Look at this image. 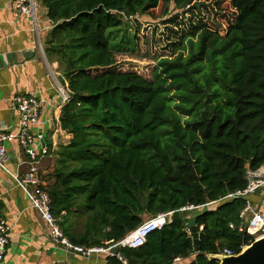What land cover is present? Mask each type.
<instances>
[{
    "label": "trees",
    "instance_id": "trees-1",
    "mask_svg": "<svg viewBox=\"0 0 264 264\" xmlns=\"http://www.w3.org/2000/svg\"><path fill=\"white\" fill-rule=\"evenodd\" d=\"M36 1L52 23L45 53L71 92L60 124L72 137L53 153L46 179L52 215L72 244L114 246L144 214L216 202L245 190L248 170L264 168V0H212L210 9L196 5L201 0ZM171 2L207 7L215 17L191 20L181 53L160 60L152 80L111 70L127 45L112 50L108 30ZM209 61L214 73L203 82ZM249 199L220 202L194 219L175 213L144 246L119 254L127 264L179 257L182 264H220L208 257L225 249L238 255L253 243L239 231ZM72 214L86 217L79 238L65 227ZM192 220L203 227L198 251Z\"/></svg>",
    "mask_w": 264,
    "mask_h": 264
},
{
    "label": "crops",
    "instance_id": "crops-1",
    "mask_svg": "<svg viewBox=\"0 0 264 264\" xmlns=\"http://www.w3.org/2000/svg\"><path fill=\"white\" fill-rule=\"evenodd\" d=\"M15 1L0 0V127L17 126L19 115L13 105L15 97L26 95L41 98L45 102L43 119H52L46 128L48 140L54 135L57 143L53 150L55 153L60 146L67 145L72 136L61 128L58 117L64 104L48 76L50 67L59 72V64L49 60L44 49L52 23L47 18L46 9L37 1L38 32L35 33L28 18L16 17ZM8 150L11 155L8 168L14 172L20 161L19 150L16 146H9ZM49 160L52 159L42 161V170H51L46 169ZM259 191L249 200L264 211V190ZM0 216L13 227L8 254L2 264H109L105 255L85 258L67 253L63 247L57 246L26 194L1 169ZM83 218L72 214L65 221L71 237L79 238L85 233ZM57 221L61 222L59 219Z\"/></svg>",
    "mask_w": 264,
    "mask_h": 264
},
{
    "label": "built area",
    "instance_id": "built-area-1",
    "mask_svg": "<svg viewBox=\"0 0 264 264\" xmlns=\"http://www.w3.org/2000/svg\"><path fill=\"white\" fill-rule=\"evenodd\" d=\"M14 9L16 17L28 18L33 25V31L37 33V1L16 0ZM48 76L52 80L62 103L65 105L71 99L68 83L62 82L61 74L56 68L50 67ZM44 104V100L36 96L24 95L13 99L14 109L19 115V121L15 127H0V169L7 173L14 180L17 187L26 194L31 207L38 212L40 218L47 226L50 238L57 246L63 247L67 253H73L85 258H92L98 255H105L107 258L116 257L122 264H127L119 253H112L113 248H119V250L122 248L137 249L144 246L148 237L153 232L161 230L167 225L173 214L186 215L189 212L211 207L220 202H227L237 198H248L264 188V168L257 171L248 170V185L243 191L228 194L216 202L203 206L186 205L177 211L152 216L141 223L119 243L111 247L76 246L64 235L58 221L52 215V199L47 191L48 183L46 179L50 171H44L41 168L42 161L52 158L53 150L57 147L54 135L48 140L49 132L46 127L52 122V119H43ZM58 119L60 121V117ZM9 146H16L19 150L20 161L17 163L14 172L8 168V164L11 161V155L8 150ZM240 217L245 221V225L239 228L240 232L251 236L253 242L264 237V216L252 208L250 201H247V206L241 212ZM202 230L203 227H200L199 231ZM12 232L13 227L0 216V264L4 262L8 254ZM188 232L190 233V230ZM245 247L247 246L243 248ZM221 255L228 257L235 256L234 252L230 249H225ZM183 261L184 259L179 257L174 260V264H181Z\"/></svg>",
    "mask_w": 264,
    "mask_h": 264
},
{
    "label": "rangeland",
    "instance_id": "rangeland-1",
    "mask_svg": "<svg viewBox=\"0 0 264 264\" xmlns=\"http://www.w3.org/2000/svg\"><path fill=\"white\" fill-rule=\"evenodd\" d=\"M203 4L210 9L213 2L212 0H201L196 5ZM215 12L214 10L210 13L207 7L203 6L199 9L193 7L179 8L173 2L165 6L161 3L152 15L139 14L127 21L122 27L108 30L112 50L116 51L121 46L127 45L125 52L116 55V65L111 70L123 73L135 72L147 80H152L154 68L160 60L163 58L174 59L177 54L181 53L179 49L186 45L185 39L187 40L184 38V34L192 30L191 20L205 19V21H211L215 17ZM173 20L181 24L176 25ZM128 28L131 30L128 31ZM213 73L214 66L209 61L207 68L201 74L203 82L211 78ZM210 209V207H206L189 212L187 218L194 219ZM85 218L82 221L86 220ZM149 218L148 214L142 216L143 222Z\"/></svg>",
    "mask_w": 264,
    "mask_h": 264
},
{
    "label": "water",
    "instance_id": "water-1",
    "mask_svg": "<svg viewBox=\"0 0 264 264\" xmlns=\"http://www.w3.org/2000/svg\"><path fill=\"white\" fill-rule=\"evenodd\" d=\"M190 226L194 239V248L198 251L201 231H198L194 220L190 222ZM112 253H119V248H113ZM208 258L218 260L220 264H264V237L243 248L238 255L228 257L217 254L210 255Z\"/></svg>",
    "mask_w": 264,
    "mask_h": 264
}]
</instances>
